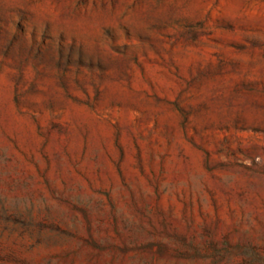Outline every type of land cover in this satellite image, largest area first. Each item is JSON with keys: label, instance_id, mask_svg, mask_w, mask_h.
I'll return each instance as SVG.
<instances>
[{"label": "rangeland", "instance_id": "obj_1", "mask_svg": "<svg viewBox=\"0 0 264 264\" xmlns=\"http://www.w3.org/2000/svg\"><path fill=\"white\" fill-rule=\"evenodd\" d=\"M0 264H264V0H0Z\"/></svg>", "mask_w": 264, "mask_h": 264}]
</instances>
